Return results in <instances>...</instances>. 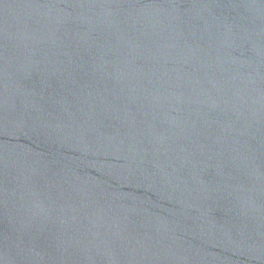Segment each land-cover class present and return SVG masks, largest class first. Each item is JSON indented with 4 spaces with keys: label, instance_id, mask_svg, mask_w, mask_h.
Here are the masks:
<instances>
[{
    "label": "water",
    "instance_id": "obj_1",
    "mask_svg": "<svg viewBox=\"0 0 264 264\" xmlns=\"http://www.w3.org/2000/svg\"><path fill=\"white\" fill-rule=\"evenodd\" d=\"M0 264H264V0H0Z\"/></svg>",
    "mask_w": 264,
    "mask_h": 264
}]
</instances>
